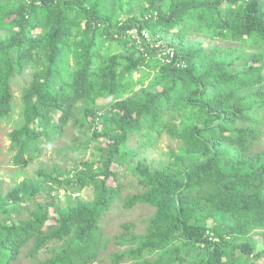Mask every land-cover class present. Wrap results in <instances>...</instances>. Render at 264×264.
Returning <instances> with one entry per match:
<instances>
[{"label":"trees","instance_id":"16d2710c","mask_svg":"<svg viewBox=\"0 0 264 264\" xmlns=\"http://www.w3.org/2000/svg\"><path fill=\"white\" fill-rule=\"evenodd\" d=\"M27 72L7 134L21 168L7 190L0 179V264L25 246L31 264L96 261L122 167L143 187L123 206L154 211L142 233L122 224L112 264L264 258V149L250 151L264 131V0H0V122ZM68 124L84 132L74 148L92 146L89 158L68 169L38 162L24 176ZM163 133L177 141L166 160L139 159L133 139L144 148Z\"/></svg>","mask_w":264,"mask_h":264},{"label":"rangeland","instance_id":"374dc122","mask_svg":"<svg viewBox=\"0 0 264 264\" xmlns=\"http://www.w3.org/2000/svg\"><path fill=\"white\" fill-rule=\"evenodd\" d=\"M197 37H202V35L197 33L189 34V38L192 40H195ZM213 43L223 46H233L232 43L218 38H215L213 40ZM203 44L207 45L208 42L204 41ZM137 75L138 73H135V76ZM28 76L29 72L15 78V83L12 84V90L15 95L16 104L15 112L13 113L12 118L9 121L0 122V179L4 181L2 183L3 190H7L9 185L12 183L11 179L14 177L15 172L21 168L12 164L13 152L9 150V138L7 134L16 126L18 110L20 107L19 88L22 85L23 81L28 78ZM108 101L109 98H99L98 105L105 106ZM77 130L78 129L74 127L73 124H68L63 129V132L59 137L53 139L52 141L51 139H49L48 142L45 141L43 145L46 147V149L42 152L39 160L34 159L22 166V170H24V176L34 175V170L37 168L38 162H42V166H48L52 162L59 164V167L61 169H68L74 164L75 161L85 160L89 158L90 153L93 151L92 146H88L85 149L74 148L75 144L83 142L85 139V136L83 135L84 132L79 136V131L77 135ZM130 145L137 149L139 153V159L144 158L148 159L149 161H158L160 159L166 160V153L171 148L176 149L177 141L170 139L166 133H163L161 137H159L154 142L153 145L141 148L138 147V142L135 139H133ZM257 149H264V131H262L260 138L255 141L250 147L251 152L256 151ZM134 162L135 161H133V163ZM117 176L119 182H121L122 184V192L109 208V210L103 213L100 221L102 235L109 240L105 247L99 248L98 258L91 264H112L109 254L119 248H123L116 242V239L114 238L115 235H118L123 231L122 224L125 222H131L133 224L131 230L134 233H142L145 230L146 219L151 216L154 211L152 207L141 203H137L132 207L125 208L123 206L125 198L130 194L142 191L143 187L137 181V178L134 176L130 168L126 169V167H122L118 169ZM21 178H23V175L17 177L18 180H20ZM60 193L63 194V190H60ZM80 196L84 200H91V188L83 189L80 193ZM61 197L63 199V195ZM18 216L26 217L27 214L22 209H20L18 210ZM46 249L47 250L43 249L39 252V258H45L51 255L49 248L47 247ZM27 250L28 246L23 247L21 249L19 258L12 264H31L33 259L28 254ZM133 262L134 260L125 259V261L119 262L118 264H132ZM257 264H264V258L259 260Z\"/></svg>","mask_w":264,"mask_h":264},{"label":"built area","instance_id":"2783aa9c","mask_svg":"<svg viewBox=\"0 0 264 264\" xmlns=\"http://www.w3.org/2000/svg\"><path fill=\"white\" fill-rule=\"evenodd\" d=\"M133 32H135V30H133ZM145 36H147V35H145ZM171 55H172V53H170Z\"/></svg>","mask_w":264,"mask_h":264},{"label":"bare ground","instance_id":"6f19581e","mask_svg":"<svg viewBox=\"0 0 264 264\" xmlns=\"http://www.w3.org/2000/svg\"><path fill=\"white\" fill-rule=\"evenodd\" d=\"M216 243V242H215Z\"/></svg>","mask_w":264,"mask_h":264},{"label":"clouds","instance_id":"9594fccd","mask_svg":"<svg viewBox=\"0 0 264 264\" xmlns=\"http://www.w3.org/2000/svg\"><path fill=\"white\" fill-rule=\"evenodd\" d=\"M135 30V29H134Z\"/></svg>","mask_w":264,"mask_h":264}]
</instances>
